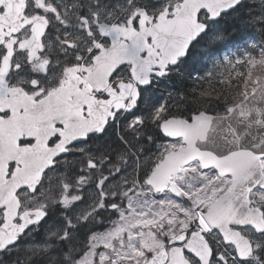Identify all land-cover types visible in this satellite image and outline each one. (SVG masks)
I'll return each instance as SVG.
<instances>
[{
    "label": "snow or ice",
    "instance_id": "snow-or-ice-1",
    "mask_svg": "<svg viewBox=\"0 0 264 264\" xmlns=\"http://www.w3.org/2000/svg\"><path fill=\"white\" fill-rule=\"evenodd\" d=\"M252 2L243 23L259 42L217 59L225 33L210 22L241 0H0V254L264 264V0ZM197 47L211 68L153 101Z\"/></svg>",
    "mask_w": 264,
    "mask_h": 264
},
{
    "label": "rangeland",
    "instance_id": "rangeland-1",
    "mask_svg": "<svg viewBox=\"0 0 264 264\" xmlns=\"http://www.w3.org/2000/svg\"><path fill=\"white\" fill-rule=\"evenodd\" d=\"M254 15H257L256 4L252 0H245L239 8L228 13L219 21L212 23L216 28L221 29L225 33V39L222 43V46L225 45V47L220 50L217 59H221L230 53L243 49L254 41L259 42L260 36L257 28L249 27L243 23ZM229 33L234 36L230 38ZM193 66L199 69L201 75L211 68L210 59L201 54V47H197L195 52L192 51L187 61L179 64L168 77L158 79L154 82L152 86L153 101L158 100L160 103H164L165 98L169 94L175 95L181 93L180 88L182 87V83L186 81L192 82L191 79H188V73L192 71ZM193 74L196 75L195 73ZM104 230L102 228L97 232ZM25 259L26 257L23 253L18 255L15 252L3 253L0 258V264H16L17 260L23 264Z\"/></svg>",
    "mask_w": 264,
    "mask_h": 264
},
{
    "label": "trees",
    "instance_id": "trees-1",
    "mask_svg": "<svg viewBox=\"0 0 264 264\" xmlns=\"http://www.w3.org/2000/svg\"><path fill=\"white\" fill-rule=\"evenodd\" d=\"M225 88L226 91H229L231 95H235V92L234 91H231L230 89L227 88V85H224L223 86ZM192 88V84L191 83H187V82H183L182 83V87L180 88L181 90V93L183 92H189ZM100 228V227H98Z\"/></svg>",
    "mask_w": 264,
    "mask_h": 264
},
{
    "label": "bare ground",
    "instance_id": "bare-ground-1",
    "mask_svg": "<svg viewBox=\"0 0 264 264\" xmlns=\"http://www.w3.org/2000/svg\"><path fill=\"white\" fill-rule=\"evenodd\" d=\"M241 2H245V0H241ZM228 35L230 36V38H232V37L234 36V35L231 34V33H229ZM241 44H242V43H241ZM193 52H195V51H193ZM187 59H188V58H186L185 61H187ZM207 64H208V62H207ZM186 82L192 84V82H188V81H186Z\"/></svg>",
    "mask_w": 264,
    "mask_h": 264
},
{
    "label": "water",
    "instance_id": "water-1",
    "mask_svg": "<svg viewBox=\"0 0 264 264\" xmlns=\"http://www.w3.org/2000/svg\"><path fill=\"white\" fill-rule=\"evenodd\" d=\"M12 131H15V129H11Z\"/></svg>",
    "mask_w": 264,
    "mask_h": 264
},
{
    "label": "flooded vegetation",
    "instance_id": "flooded-vegetation-1",
    "mask_svg": "<svg viewBox=\"0 0 264 264\" xmlns=\"http://www.w3.org/2000/svg\"><path fill=\"white\" fill-rule=\"evenodd\" d=\"M0 258H1V256H0Z\"/></svg>",
    "mask_w": 264,
    "mask_h": 264
}]
</instances>
